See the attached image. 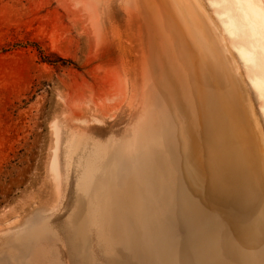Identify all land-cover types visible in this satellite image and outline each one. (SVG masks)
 Wrapping results in <instances>:
<instances>
[{
    "label": "water",
    "instance_id": "water-1",
    "mask_svg": "<svg viewBox=\"0 0 264 264\" xmlns=\"http://www.w3.org/2000/svg\"><path fill=\"white\" fill-rule=\"evenodd\" d=\"M76 5L104 87L52 117L47 193L0 226V264H264V66L226 2Z\"/></svg>",
    "mask_w": 264,
    "mask_h": 264
},
{
    "label": "rangeland",
    "instance_id": "rangeland-1",
    "mask_svg": "<svg viewBox=\"0 0 264 264\" xmlns=\"http://www.w3.org/2000/svg\"><path fill=\"white\" fill-rule=\"evenodd\" d=\"M103 78L76 0H0V226L45 197L51 119Z\"/></svg>",
    "mask_w": 264,
    "mask_h": 264
},
{
    "label": "bare ground",
    "instance_id": "bare-ground-1",
    "mask_svg": "<svg viewBox=\"0 0 264 264\" xmlns=\"http://www.w3.org/2000/svg\"><path fill=\"white\" fill-rule=\"evenodd\" d=\"M226 2L225 15L232 13L229 23H225V28L231 35H242L244 37L241 49L242 59L248 65H255L258 61L264 66V28L259 22V15L256 8L247 0H220ZM180 10L184 8L179 6ZM194 16L190 15L193 21ZM241 44V45H242ZM264 85V70L258 74ZM253 84L260 96L264 98V91L260 87V80L256 79ZM224 155V154H223ZM215 163H221V157H214Z\"/></svg>",
    "mask_w": 264,
    "mask_h": 264
}]
</instances>
